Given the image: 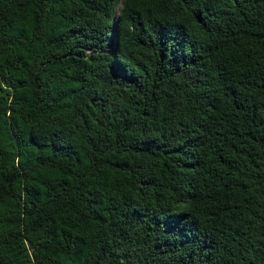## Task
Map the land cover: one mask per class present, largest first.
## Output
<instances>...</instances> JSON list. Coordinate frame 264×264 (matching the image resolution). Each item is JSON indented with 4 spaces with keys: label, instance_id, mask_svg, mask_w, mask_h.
<instances>
[{
    "label": "trees",
    "instance_id": "obj_1",
    "mask_svg": "<svg viewBox=\"0 0 264 264\" xmlns=\"http://www.w3.org/2000/svg\"><path fill=\"white\" fill-rule=\"evenodd\" d=\"M0 264H264V0H0Z\"/></svg>",
    "mask_w": 264,
    "mask_h": 264
}]
</instances>
